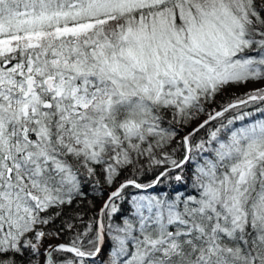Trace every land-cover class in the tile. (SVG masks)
<instances>
[{"label":"snow or ice","instance_id":"obj_1","mask_svg":"<svg viewBox=\"0 0 264 264\" xmlns=\"http://www.w3.org/2000/svg\"><path fill=\"white\" fill-rule=\"evenodd\" d=\"M0 264H264V0H0Z\"/></svg>","mask_w":264,"mask_h":264},{"label":"trees","instance_id":"obj_2","mask_svg":"<svg viewBox=\"0 0 264 264\" xmlns=\"http://www.w3.org/2000/svg\"><path fill=\"white\" fill-rule=\"evenodd\" d=\"M240 91L243 90L241 89ZM85 191L87 192V196L82 201L78 202V206L74 205L73 209H69V214H72L74 210L83 209L87 211L89 207V201H91V203L95 205V208H93L92 211L89 212V214L91 215L98 210L99 204L101 203L103 198H101L98 193L92 191L90 188H86Z\"/></svg>","mask_w":264,"mask_h":264},{"label":"rangeland","instance_id":"obj_3","mask_svg":"<svg viewBox=\"0 0 264 264\" xmlns=\"http://www.w3.org/2000/svg\"><path fill=\"white\" fill-rule=\"evenodd\" d=\"M249 87H254V85H249ZM242 90H243V89H242ZM102 201H103V200H102ZM102 201H101V202H102ZM99 207H100V205H99ZM99 207H98V209H99Z\"/></svg>","mask_w":264,"mask_h":264},{"label":"bare ground","instance_id":"obj_4","mask_svg":"<svg viewBox=\"0 0 264 264\" xmlns=\"http://www.w3.org/2000/svg\"><path fill=\"white\" fill-rule=\"evenodd\" d=\"M102 203H103V201L99 205L101 206Z\"/></svg>","mask_w":264,"mask_h":264}]
</instances>
